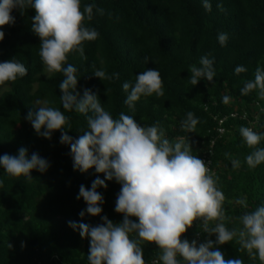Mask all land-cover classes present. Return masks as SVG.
I'll list each match as a JSON object with an SVG mask.
<instances>
[{
	"label": "trees",
	"instance_id": "16d2710c",
	"mask_svg": "<svg viewBox=\"0 0 264 264\" xmlns=\"http://www.w3.org/2000/svg\"><path fill=\"white\" fill-rule=\"evenodd\" d=\"M81 2L82 6L92 3L104 9V15L94 9L93 20L87 22L100 33L97 40L84 43L87 59L79 54L68 57L67 63L78 70L80 95L85 88L90 89L114 118L124 112L142 126L158 121L170 140L187 137L192 154L200 159L215 140L213 169L226 197V214L233 218L243 214L245 209L235 203L239 198H246L248 211L264 205V164L248 168L244 158L253 149L247 147L239 133L241 126L264 133V100L255 91L247 96L240 92L246 80L254 79L256 68H264V0H208L211 11L203 7L204 0ZM218 4L224 11L218 9ZM35 14L34 9H26L23 15L14 9L15 24L0 27L5 34L0 41V62L15 58L28 68L23 78L0 86V155H17L18 149L25 147L29 157L38 153L50 166L44 173L33 170L31 182L11 177L0 167V264H89L90 238H82L68 222L95 226L103 223V216L113 223L122 222L123 214L115 212L121 185L115 179L106 180L107 188L97 189L104 197L100 216L86 213L81 217L79 213L87 205L83 198L76 199L80 185L90 189L97 176L104 179V175L94 168L87 173L74 170L70 146L60 143L61 131L45 139L25 119L29 110L42 106L37 101H47V106L65 111L59 89L63 75L46 72L38 55L40 38L31 30ZM219 33L228 35L225 46L218 42ZM205 55L213 59L216 76L211 82L202 78L192 86L188 81L189 66H199ZM145 57L149 58L147 63ZM237 66L247 71L237 75ZM94 69H103L113 78L101 81L93 75ZM147 69L160 71L164 96L141 97L132 112L124 103L127 93L122 85L134 82L135 76ZM225 96L229 97L227 102ZM189 111L200 122L195 132L187 133L181 130L180 122ZM65 115L70 118L71 129L64 131L75 140L86 128V119L74 111H65ZM221 119H225V132L219 135ZM258 147H264V141ZM226 152L241 161L239 169H233ZM228 226L231 228L233 223ZM183 238L190 242L195 239L198 244L215 240L214 235L209 237L200 231L198 223ZM218 247L225 258L259 264L258 259L252 261L246 252L238 251L235 242ZM143 251L150 264L159 250L154 244H145Z\"/></svg>",
	"mask_w": 264,
	"mask_h": 264
},
{
	"label": "clouds",
	"instance_id": "9594fccd",
	"mask_svg": "<svg viewBox=\"0 0 264 264\" xmlns=\"http://www.w3.org/2000/svg\"><path fill=\"white\" fill-rule=\"evenodd\" d=\"M203 7L211 11L208 0H204ZM217 7L224 11L222 5ZM17 8L22 15L26 9L35 10L31 30L40 38L38 55L46 72L62 73L59 83L62 107L83 115L86 128L74 140L64 131L71 129L70 118L60 108L47 106V101H37L42 106L29 110L25 119L45 139L50 140L54 131H61L60 143L70 146L74 170L87 173L94 168L104 175V179L97 176L90 189L80 185L76 199L83 198L87 207L79 215L100 216L104 197L97 189L107 188L106 180L115 179L121 185L115 212L123 214L122 222L113 223L107 216L101 217L103 223L95 226L68 222L73 230H79L82 238H90L89 264H149L144 259L145 244H154L159 250L151 264H244L242 258H225L219 249L218 246L230 242L237 243L238 251L246 252L250 260L258 259L259 264H264V205L248 211L246 198H239L235 203L245 211L236 218L228 216L220 177L213 173L209 163L192 154L187 137L170 140L158 121L142 126L134 116L124 112L114 118L90 89L85 88L82 96L77 91L78 70L67 63L68 57L79 54L87 59L84 43L95 41L100 35L87 22L93 20L94 9L100 15H104V9L92 3L82 6L81 0H0V27L15 24L12 11ZM4 36L0 31V41ZM217 38L221 46L226 45L227 33H219ZM209 55L200 58L199 66H189L188 81L192 86L202 78L211 82L216 76ZM148 61L145 57V62ZM246 71L244 66L235 68L237 75ZM27 74L28 68L15 58L0 62V86ZM93 75L101 81L113 78L103 69H94ZM113 75L118 78V74ZM122 88L127 93L124 103L132 112L141 97L164 96L163 79L155 69L140 72L134 82L126 81ZM253 91L264 100V68L259 66L254 79L246 80L240 89L244 96ZM224 100L227 102L229 97ZM199 122L189 111L180 122L181 130L195 132ZM239 133L247 147L253 149L244 158L248 168L264 164V147H258L264 141V133L247 126H241ZM224 155L231 159L234 170L241 167V161L231 158V153ZM49 166L38 153L29 157L25 147H20L17 155H0V167L6 174L24 177L28 182L33 180V170L44 173ZM197 223L200 231L209 237L214 235L215 240L206 239L198 244L195 239L190 242L183 238ZM229 223H233L231 228Z\"/></svg>",
	"mask_w": 264,
	"mask_h": 264
},
{
	"label": "built area",
	"instance_id": "2783aa9c",
	"mask_svg": "<svg viewBox=\"0 0 264 264\" xmlns=\"http://www.w3.org/2000/svg\"><path fill=\"white\" fill-rule=\"evenodd\" d=\"M236 113L232 114V116H235ZM246 115H244L245 117ZM225 119L219 120V126L217 128V132L219 135L224 134L225 128L223 127ZM215 140H212L210 143V146L207 147L202 155V160L205 161V163H209V167L212 169L213 173L215 174V170L213 169V161H212V156L214 154L213 152V146H214ZM198 240H200V235L198 234ZM151 264V263H150Z\"/></svg>",
	"mask_w": 264,
	"mask_h": 264
}]
</instances>
